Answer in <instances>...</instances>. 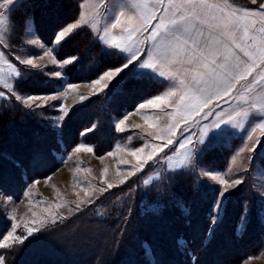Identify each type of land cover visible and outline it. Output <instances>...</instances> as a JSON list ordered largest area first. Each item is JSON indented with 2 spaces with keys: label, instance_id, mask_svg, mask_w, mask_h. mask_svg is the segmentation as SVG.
<instances>
[{
  "label": "trees",
  "instance_id": "obj_1",
  "mask_svg": "<svg viewBox=\"0 0 264 264\" xmlns=\"http://www.w3.org/2000/svg\"><path fill=\"white\" fill-rule=\"evenodd\" d=\"M81 2L20 0L9 13L14 26L10 28V44L21 43L27 21L33 22L39 37L49 44L60 28L77 19ZM56 54L60 59L78 57L64 71L70 82L94 79L124 63L125 56L106 49L87 27L74 30ZM25 74L19 82L21 94L50 93L61 83L30 69ZM163 88L160 79L121 74L103 92L71 109L59 129L50 127V119L37 111L29 112L14 98L0 102V191L20 198L29 182L59 167L57 153H67L79 141L91 143L98 155L109 151L121 136L112 118L133 110ZM93 125V131L81 135ZM232 148L212 146L198 163L223 169ZM21 161L28 163L17 167ZM131 187L129 181L104 192L76 213L42 228L24 244L0 248V257L4 264H239L263 244L262 203L256 202L245 183L229 193L214 226L216 189L197 181L191 172L169 175L143 203L117 200ZM98 205L104 215L98 214ZM9 226L0 205V238Z\"/></svg>",
  "mask_w": 264,
  "mask_h": 264
},
{
  "label": "snow or ice",
  "instance_id": "obj_2",
  "mask_svg": "<svg viewBox=\"0 0 264 264\" xmlns=\"http://www.w3.org/2000/svg\"><path fill=\"white\" fill-rule=\"evenodd\" d=\"M109 2L110 0H100L94 15H86L81 11L74 22L56 32L52 41L46 45L47 50L37 53L36 57L22 58L13 54L9 60L5 59V52L0 50V98H14L32 113L42 107L55 108L59 115L50 127L61 128L71 109H65L62 101L59 104L42 102L57 101L67 93L61 89L57 94H21V66L38 69L40 65L34 63V59H43L47 55L52 57V64L57 65V70L49 75L61 78L62 72L58 69L73 64L78 57L57 60L55 48L51 45L59 46L74 30L90 26L97 40L106 49L118 55L127 54L123 57L124 63L105 70L97 79L90 81L94 89L99 86L100 91H104L124 73L148 79L162 78L170 82L163 94L138 105L137 110H163L172 107L179 118L175 122L166 123L161 132L157 133L155 138L162 139L163 135H167L168 139L158 143L146 158L139 155L145 151L144 146L130 149V154L137 157V171L142 172L149 163L161 160L167 161V167L173 170H182L190 165L199 167L198 162L204 151L217 136L225 134L227 129L243 130L250 118H256L253 131L255 127L264 129V4L259 6V10L241 11L234 8L229 0H122L111 11L110 20L101 28L100 9H108ZM15 3L16 0H0V49L8 47L4 31L14 27L8 12L2 10ZM252 3H256V0H252ZM115 29H119L120 36L113 34ZM8 39H11L10 35ZM30 43L35 45L37 39L30 40ZM73 87L76 85H67V88ZM4 90H7V96ZM83 99L85 97H81ZM224 104L228 107H222ZM166 114L172 115L170 112ZM127 116L125 114L115 124L117 131L125 130L122 126ZM145 119L147 121V117ZM197 126L200 131L194 133L192 129ZM95 127L93 125L81 135L93 131ZM149 127L153 125L149 124ZM177 130L180 133L187 132L188 135L181 139ZM173 136L177 139L173 140ZM246 139L252 141V135L249 134ZM174 144H178V148L166 151L168 146ZM258 147H264L259 139L251 146L245 144L240 151L243 152L246 148L249 153H255ZM81 150L94 151L92 147L82 143L74 148L76 152ZM172 153L177 154L176 159ZM113 154L107 153L109 156ZM248 159L251 161L253 156L249 155ZM27 163L21 161L17 167L26 166ZM202 174L221 185L213 205L217 213L230 190L244 182L242 176L224 179L222 175L210 171H203ZM130 175H136V172H131ZM151 179L145 180L144 184L148 185ZM124 182L126 181H121ZM108 187L113 185L109 184ZM0 198L5 202L12 201V196L3 191H0ZM79 207L77 204V208ZM11 219L14 221L15 217ZM55 222L53 219L52 223ZM43 226L46 225L42 224L41 227ZM17 227L13 223V230L0 238V248L22 245L41 230V227L26 225L23 232L17 234ZM9 240L12 243H6ZM0 264H4L3 257H0Z\"/></svg>",
  "mask_w": 264,
  "mask_h": 264
},
{
  "label": "rangeland",
  "instance_id": "obj_3",
  "mask_svg": "<svg viewBox=\"0 0 264 264\" xmlns=\"http://www.w3.org/2000/svg\"><path fill=\"white\" fill-rule=\"evenodd\" d=\"M19 1L20 0H16V3ZM121 2L122 0H110L108 9H100V12L102 13L99 17L101 28L106 22H108V20H110L111 11H113L115 6ZM149 2H152V0H149ZM229 2L234 8L241 11L244 9L259 10V6L264 4V0H261L260 2L256 0V3H252V0H242V2L241 0H229ZM99 3L100 0H82L79 13L83 11L86 15H94L96 12V5ZM14 5L7 6L6 9L2 11H7L9 16L10 10ZM87 28H89L96 37L91 27L89 26ZM113 34L120 36L119 29L113 30ZM9 35L10 29H6L3 36L8 47L0 49L5 52V59L10 60L11 55L13 54L21 56L22 58L36 57L37 53H42L47 50L46 45L48 44H46L39 37L32 21L26 22L25 32L19 45H11L10 40L8 39ZM32 39H37V43L35 45L30 43V40ZM51 46L55 48L57 60H63L58 58L56 54L58 46ZM124 55L126 56L127 54ZM34 63L40 65V68L32 69L30 66H21L22 77L26 75L25 71L27 69L33 70L42 74L50 81L57 80L61 82L55 86L56 88L53 92L44 94H57L58 90L61 89L67 93L66 95L60 96V99L57 101H47L42 103L59 104L62 101L65 109H73L74 107L84 103L88 97L96 93L103 92L100 91L99 86L94 89L90 83V81L97 79L100 74L91 80L70 82L67 80L64 72L67 65L58 69L62 72L61 78L49 75L52 71L57 70V65L52 64V57L45 55L43 59L35 58ZM160 80L164 82V88L161 92L143 99L133 110L125 111L122 115L114 116L112 118V124L115 128V124L120 119H123L125 114H128L127 119L122 126L125 130L120 132L115 128L121 136L118 137L109 151L101 155L96 154L95 151L87 152L85 150H81L76 152L74 151V148L81 143L92 147L94 150L91 143L79 141L67 153H57V157L60 162L59 167L50 175L34 180L38 181V183H33V181L29 182L20 198L12 196L11 202H5L4 199L0 198V205L3 207L6 216L10 221V226L5 234L13 230V223L18 226L16 229L17 234H21L26 225L41 227L42 224L46 226L53 224V219H55L56 222L62 220L63 218L86 207L90 204L88 203L89 200L94 201L104 192L115 187H119L129 181L132 184L131 189L123 195L118 196L117 200L129 199V203L133 201H136L139 204L141 202L143 203L145 202V197H147L150 191L154 188L157 189V187H159V185L165 180L163 179L164 177H168L169 175L175 174L179 171L191 172L196 177L197 181L206 184L211 189H216V199L217 190L221 188V185L218 181L205 178L202 174L203 171H210L222 175L224 179H231L239 176L244 177L243 183L248 186V189L255 198L256 202L262 203L260 215L264 224V165L262 162V160H264V147H258L255 153H249L246 148L243 152L240 151L245 144L251 146V144L257 139H259L261 143H264V129L255 127V130H252L253 126L256 124V118H250L243 130L227 129L225 134L217 136L212 141L211 146L204 151V153H206L209 148H212V146L220 148L224 146L233 147L227 164L223 169H210L200 165L199 167L190 165L182 170H173L167 167V161L161 160L160 162L153 161L149 163L142 172L137 171V168L139 167L137 157L130 154V149L144 146L145 151L139 155L141 158H146L147 154L152 152L153 148L158 143L166 142L168 139L167 135H163L162 139L155 138L157 133L161 132L166 123L175 122V120L179 118L176 114V110L172 107H166L163 110L148 108L137 110L140 103L146 102L149 98H153L158 94H163L167 90L170 82L162 78H160ZM69 84L76 85V87L67 88V85ZM0 88H2V86H0ZM4 91L7 96V90ZM27 94L30 93H25V95ZM81 97H85V99L81 100ZM8 99L10 98H0V102ZM17 102L23 106L22 102ZM222 107L227 108L228 105L224 104ZM219 110L220 109H217V111ZM36 111L44 118L50 119L51 123L55 117L59 115V112L52 107H42ZM169 112L172 113L171 116L166 114ZM146 117L147 121L145 119ZM149 124L153 125V127H149ZM137 125H140V127H136ZM181 126H183V124H181ZM192 131L194 133H198L200 128L198 126L193 127ZM149 133L152 135H149ZM177 134L181 139L185 135H188L187 132L180 133L179 130H177ZM249 134L252 135V141L246 139ZM172 139L176 140L177 137L173 136ZM172 148H178V144L168 146L166 151L171 152ZM180 151L182 152L183 150L181 149ZM109 152L114 154L109 156L107 155ZM172 155L174 159L177 158L176 153H172ZM249 155L253 156L251 161L248 159ZM233 158H235V162H233ZM131 172H136V175H130ZM150 178H152L151 182L148 185H145L144 181ZM121 181L126 182L121 183ZM109 184H112L113 187L109 188ZM224 187H226V185H224ZM235 188L236 187L233 189ZM233 189H231L230 192ZM25 193H27V195H25ZM229 193L223 200L218 213L212 208L213 226L220 220L223 214V208L227 202ZM77 204L80 205L79 208H77ZM151 206L152 204H150V207ZM96 209H98L99 215H104L105 211L103 208H100L98 205L96 206ZM13 216L15 217L14 221L11 219ZM213 217H215L214 223ZM33 221H35V224H33ZM243 222L244 219L239 225V231L243 228ZM46 226L41 227V229ZM6 243L10 244L12 242L9 240ZM146 256L150 261L152 260L151 253L148 248L146 249ZM249 257L253 258L249 259ZM239 264H264V240L261 248L256 254L244 258Z\"/></svg>",
  "mask_w": 264,
  "mask_h": 264
}]
</instances>
